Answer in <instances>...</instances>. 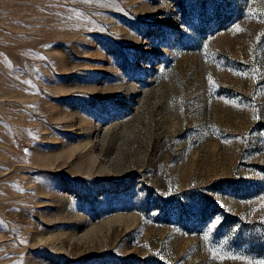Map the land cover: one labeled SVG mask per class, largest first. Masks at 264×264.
Here are the masks:
<instances>
[{"label":"rangeland","instance_id":"rangeland-1","mask_svg":"<svg viewBox=\"0 0 264 264\" xmlns=\"http://www.w3.org/2000/svg\"><path fill=\"white\" fill-rule=\"evenodd\" d=\"M0 264H264V0H0Z\"/></svg>","mask_w":264,"mask_h":264},{"label":"snow or ice","instance_id":"snow-or-ice-1","mask_svg":"<svg viewBox=\"0 0 264 264\" xmlns=\"http://www.w3.org/2000/svg\"><path fill=\"white\" fill-rule=\"evenodd\" d=\"M209 223H210V225H211L213 222H212V221H210Z\"/></svg>","mask_w":264,"mask_h":264}]
</instances>
